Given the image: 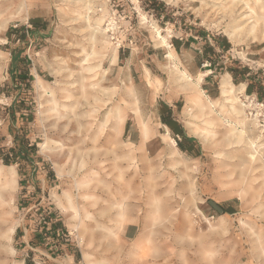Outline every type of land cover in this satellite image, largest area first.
I'll use <instances>...</instances> for the list:
<instances>
[{
	"label": "rangeland",
	"instance_id": "rangeland-1",
	"mask_svg": "<svg viewBox=\"0 0 264 264\" xmlns=\"http://www.w3.org/2000/svg\"><path fill=\"white\" fill-rule=\"evenodd\" d=\"M157 1L168 18L149 0H0V150L35 148L9 165L16 187L0 229L15 230L0 264L29 259L19 230L38 204L69 237L60 258L32 252L45 264H65L63 253L89 264L86 252L97 264H264V98L221 95L230 68L264 84V0ZM215 42L227 48L203 49ZM204 54L219 66L200 63ZM22 60L29 81L16 74ZM164 106L192 153L176 148ZM67 199L75 210L64 213Z\"/></svg>",
	"mask_w": 264,
	"mask_h": 264
},
{
	"label": "trees",
	"instance_id": "trees-1",
	"mask_svg": "<svg viewBox=\"0 0 264 264\" xmlns=\"http://www.w3.org/2000/svg\"><path fill=\"white\" fill-rule=\"evenodd\" d=\"M152 3L150 5H155L154 10L157 13V16H161L164 15L165 18H168L167 16H165L164 12V6L162 3L158 2L157 0H149ZM149 5V6H150ZM43 25V22H40L39 25ZM33 25H38L37 23H33ZM13 30L10 29L8 31V34L11 33ZM199 36L202 35V33H198ZM192 40H187L185 42V45H188L189 42ZM228 45V44H227ZM227 45H223L222 42H215L214 45H206L205 48H203L204 50H209L212 53H215L217 49L219 50H225V48H227ZM217 58H212L211 56H208L207 54H204V56H200L199 60L200 63L202 62H207L209 64V69L213 70L214 68L216 69V65L219 66V64H216ZM14 62H15V57L13 58ZM27 60H22L21 61V66L17 68V66L15 67L16 70V74H18L19 76H21V78L24 81H29L30 76H29V70L27 68ZM222 63V62H221ZM249 69L248 68H230L229 70H227V72L231 75V78L233 80V83L235 85L237 84H246V93L249 95L253 92H256L258 95V99H263L264 98V84L259 81L256 80L255 77H251L249 75ZM15 102H13V104L10 107V110L13 109L15 107ZM164 110L165 112L162 114V124L166 125L170 128V130L173 133V138L176 142V148L180 151V152H185V153H192L193 152V145L195 144V141L191 138H188L187 136H185V134L183 133L182 128L177 124V122H175L172 118V110L171 108H169L168 106H164ZM14 117V114H12ZM175 127H178V130L176 131ZM33 152L35 151V148L28 143V141L26 140H21L17 146V148H14L13 145L10 146V148H6V150H0V160L2 161V163L5 166H9L12 164H21V162L25 161V159H27L29 152ZM216 205V204H214ZM217 207H221V206H217ZM53 209V208H52ZM53 222H52V227L53 228H58L60 230H62V234L64 233V230L62 228V226L59 224L60 222L58 221L57 218V212L53 209ZM221 212H224V210H221ZM40 229V228H39ZM41 232L45 231V228H41ZM52 230V229H51ZM19 234H21V231L19 230ZM30 245L32 246V248H37V247H41V246H45L44 242H43V237L41 234H37L34 235L31 239H30ZM25 264H33L31 261H27Z\"/></svg>",
	"mask_w": 264,
	"mask_h": 264
},
{
	"label": "bare ground",
	"instance_id": "bare-ground-1",
	"mask_svg": "<svg viewBox=\"0 0 264 264\" xmlns=\"http://www.w3.org/2000/svg\"><path fill=\"white\" fill-rule=\"evenodd\" d=\"M89 9V8H88ZM88 18V17H86ZM142 19L146 21L145 17L142 16ZM5 20V19H4ZM5 22V21H4ZM2 22V24L4 23ZM7 22V21H6ZM97 24L99 25L101 23V19H98L97 21ZM5 24V23H4ZM99 27V26H98ZM108 28V27H107ZM158 31V30H157ZM102 33V32H101ZM104 34V33H103ZM234 37V36H233ZM253 39H255V36H253ZM164 43V41H163ZM165 44V43H164ZM112 51V50H111ZM110 51V52H111ZM113 52H116V49H113ZM171 58L173 57V54H168ZM116 55L114 56V59H113V62L116 61ZM2 59V57L0 56V60ZM100 67V65H99ZM90 68H88L89 70ZM1 77V76H0ZM189 78V77H188ZM201 75L198 76V80L200 81L201 79ZM229 75L226 74L223 79H222V82H221V95L223 97H229L231 98V101L232 102H236L237 101V92L238 93H243V90L245 88V85L244 84H240L238 86H235L232 82H230V79H229ZM185 84V83H184ZM185 86V85H184ZM187 89L190 87V84H187L185 86ZM201 95V91H199V93H195V95H192V102L195 104V106L199 109V110H202V108H204V105L202 104L201 102V99H200V96ZM257 107H260V105H256ZM73 107V106H72ZM249 105H243L241 103L240 107L237 109L235 107H233V111H235L236 114H239L241 112H243L245 110V108H248ZM119 113V112H118ZM117 113V115H118ZM120 115V114H119ZM119 118V121H121V117L118 116ZM108 119V118H107ZM106 119V120H107ZM105 121V120H104ZM108 123V122H107ZM188 123V122H187ZM103 125H105L106 123H102ZM101 124V125H102ZM114 124V123H113ZM123 124V123H122ZM235 124V123H234ZM252 124V123H251ZM253 124H255L256 126L258 125V121L255 119L253 121ZM113 126V125H112ZM109 128V127H108ZM113 128V127H112ZM167 128V127H166ZM114 130L116 131V134L119 133L120 131V123H117L115 126H114ZM209 133V132H208ZM165 138H169L168 136L165 135ZM206 139V138H205ZM172 144L174 145L175 142L174 140L170 139ZM109 141H112V138H109ZM117 142V141H116ZM242 142V136L241 135H237L236 137V143H240ZM250 145L252 146L253 145V142H250ZM250 146V147H251ZM252 148V147H251ZM50 150V148L48 146H43L41 148V151L42 152H48ZM244 151V150H243ZM246 152L247 149H246ZM176 154H179L177 151L175 152ZM247 154V153H246ZM249 154V153H248ZM223 155V154H222ZM249 157H253L251 154H249ZM225 158H227V156H225ZM242 159V158H240ZM250 159V158H249ZM263 174H264V168H263ZM15 176H16V172L14 170V167L13 166H0V183H4L5 186L3 188L0 189V204L1 205H4L5 204V201H4V196L10 192V191H13L14 188L16 187V180H15ZM82 186V185H81ZM89 196V195H87ZM58 205L60 207V209L66 213V210H75L74 206L72 205V202L69 201L67 199L66 201V204L67 206L65 207L64 205L61 204L60 201H58ZM120 221H124V214L123 213H119L118 215ZM76 218V217H75ZM80 220V224H79V227H80V232H79V237L81 238V240L83 239V237H85L84 235L86 234L87 232V228L85 227V225L83 224L82 220ZM2 223V222H1ZM1 225V224H0ZM14 230H15V225L11 224L10 226H8V228H6L5 230L3 229H0V238L3 240L2 244L0 245V247L2 249H5L7 248L8 249V243L12 240V235L14 234ZM107 234V233H106ZM113 235V234H111ZM110 237V236H109ZM112 237V236H111ZM114 237V236H113ZM100 242V241H99ZM90 246V245H89ZM12 253H13V250H11ZM83 256H84V259L89 263V264H97V263H93L89 260V255L88 253H83ZM144 261V260H143Z\"/></svg>",
	"mask_w": 264,
	"mask_h": 264
},
{
	"label": "built area",
	"instance_id": "built-area-1",
	"mask_svg": "<svg viewBox=\"0 0 264 264\" xmlns=\"http://www.w3.org/2000/svg\"><path fill=\"white\" fill-rule=\"evenodd\" d=\"M53 209L49 205H36L32 206L26 209L25 215H30V224L29 228L32 231L33 235L41 234L43 237V242L48 249V256H45L46 259H54V258H60L59 252L60 247L59 245L61 242H68L69 237L67 234H62V230L58 228L52 227L53 222ZM45 228L44 232H41V228ZM40 228V229H39ZM52 229V230H51ZM38 248V247H37ZM33 249L31 247V250L33 252ZM62 260L65 261V264H82L80 261H77L75 259V255H67L63 253ZM45 259V260H46Z\"/></svg>",
	"mask_w": 264,
	"mask_h": 264
},
{
	"label": "crops",
	"instance_id": "crops-1",
	"mask_svg": "<svg viewBox=\"0 0 264 264\" xmlns=\"http://www.w3.org/2000/svg\"><path fill=\"white\" fill-rule=\"evenodd\" d=\"M246 90V86L244 88ZM27 227V228H26ZM21 234L19 237V242L21 243L22 249L24 251L27 252V256L29 257V259H25V257H23L22 262L18 263V264H25L27 261H31L33 264H45L46 262L44 261V259L42 258H37V255L34 253H32L31 250V245H30V239L34 236L32 234L31 229L29 228V223H25V225L21 228ZM60 249H63L62 247H60ZM46 251V256H48V249L44 246L38 247V248H34L33 251ZM44 255V254H42ZM34 257L33 259L30 257Z\"/></svg>",
	"mask_w": 264,
	"mask_h": 264
}]
</instances>
